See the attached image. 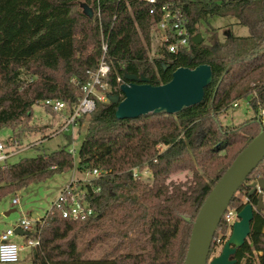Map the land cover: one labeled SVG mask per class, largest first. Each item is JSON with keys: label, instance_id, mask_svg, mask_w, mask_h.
Masks as SVG:
<instances>
[{"label": "trees", "instance_id": "trees-1", "mask_svg": "<svg viewBox=\"0 0 264 264\" xmlns=\"http://www.w3.org/2000/svg\"><path fill=\"white\" fill-rule=\"evenodd\" d=\"M178 6L189 32L212 18L231 17L245 27V37L192 44L187 54L150 60L152 27L145 0H0V130L32 118V107L45 100L72 106L82 94L71 83L88 81L107 41L111 70L109 94L120 96L116 81L124 74L166 84L179 68H211L203 101L175 115L150 113L117 120V106L97 103L86 119L76 170H98L83 184L84 200L94 215L72 221L52 205L36 222L40 246L30 251L31 264H184L193 222L234 159L261 129L264 109V0H159ZM93 11L87 18L81 5ZM99 6L100 16H97ZM125 82V81H124ZM247 100L255 117L237 127L223 126L219 114ZM148 169V180H134L132 170ZM75 169L65 147L48 154L0 165V201L56 174ZM183 175L184 180L175 179ZM264 181V160L232 198L228 209L257 205L250 185ZM264 192V189H263ZM228 211V210H227ZM185 219H189L186 222ZM231 227L222 218L209 256L224 245ZM32 237L36 235L32 234ZM103 249L98 258L86 251ZM236 264H264V215L254 212L250 234L237 249Z\"/></svg>", "mask_w": 264, "mask_h": 264}, {"label": "water", "instance_id": "water-1", "mask_svg": "<svg viewBox=\"0 0 264 264\" xmlns=\"http://www.w3.org/2000/svg\"><path fill=\"white\" fill-rule=\"evenodd\" d=\"M82 12L87 18L93 17V11L86 5H81ZM202 35L192 37L196 46L202 43ZM125 83L120 85L122 97L108 94L110 104L117 106L115 117L117 120L137 119L150 113H166L175 115L183 109L196 106L203 101L204 89L212 79L211 68L208 65H199L193 69L179 67L171 74L166 84L155 85L144 76L124 74ZM264 160V129H261L246 147L237 155L231 166L220 180L214 185L201 206L193 222L184 264H236L234 255L241 248L250 234L254 212L264 210L262 194L257 195V205L246 204L238 213L237 221L231 226L229 237L225 241L218 256L209 261V252L214 235L227 211L229 204L244 185L246 179ZM257 185L264 189V181L252 183L249 197L253 196ZM14 210L5 213L9 216ZM37 220L36 215H32ZM189 222V219H185ZM16 235H23L15 229Z\"/></svg>", "mask_w": 264, "mask_h": 264}, {"label": "rangeland", "instance_id": "rangeland-1", "mask_svg": "<svg viewBox=\"0 0 264 264\" xmlns=\"http://www.w3.org/2000/svg\"><path fill=\"white\" fill-rule=\"evenodd\" d=\"M210 30L217 33L219 41H223L225 36L230 34L240 37L248 35L247 28L237 25L235 19L231 17H215L210 19L207 24L198 26V33L202 35V41L205 43L208 40ZM151 39L148 55L150 60H153L159 55L157 54L158 39L153 34ZM237 103L238 107L219 114L218 120L223 126L237 127L255 117L247 100H240ZM32 113L31 119L19 121L10 129L3 128L0 130V141L13 154L7 163L14 164L65 147L67 152L75 150L73 156L75 169L67 173L56 174L44 182L31 184L27 188L2 199L0 201V235L8 228H13L19 221L30 219L32 215H36L38 219L44 218L71 181L75 182L74 184L79 190L86 183L85 181L89 180L85 174L76 170L78 149L83 139L86 119L74 131L70 129L65 133L58 134L63 119L67 116L66 111L55 114L38 103L32 107ZM175 179L184 180L183 175L176 176ZM13 200H17V203L12 204ZM10 210H14V212L5 216V213ZM228 237L229 235L227 239ZM12 241L18 246L23 247L25 245V239L20 236H13ZM222 247L223 245L215 249L209 256V261L220 254ZM102 251L103 249L99 248L86 251L84 257L98 258L102 255ZM16 264H31L30 251L24 249L20 253L19 262Z\"/></svg>", "mask_w": 264, "mask_h": 264}, {"label": "built area", "instance_id": "built-area-1", "mask_svg": "<svg viewBox=\"0 0 264 264\" xmlns=\"http://www.w3.org/2000/svg\"><path fill=\"white\" fill-rule=\"evenodd\" d=\"M149 5V15H158V21L152 27V34L158 39V51L157 58H163V53H168L173 56L180 54H187L191 51L192 37L187 26V20L184 18L180 8L173 3H160L159 0H145ZM97 16H100L99 6L97 7ZM152 40V39H151ZM164 48V51L162 49ZM108 44L105 39L101 42V57L97 68L94 71H87L88 81L84 84L77 82L75 79L71 80L75 86L80 89L82 94L78 102L72 106L61 100H45L41 104L50 111L58 114L62 111L67 112V116L63 119L62 126L60 127L58 134L65 133L70 129L75 130L79 126V120L84 116L92 114L96 108L97 103H109L107 95L109 94L108 85L106 79L111 70V62L107 56ZM118 83H125L120 77H117ZM121 93V92H120ZM119 97H122L120 94ZM240 101V100H238ZM238 101L232 104L233 108L238 107ZM256 118L260 122V125L264 127V109L260 110L256 115ZM72 158L75 150L68 152ZM13 156L12 152L7 149L4 143L0 141V165H3L7 160ZM85 174L90 182L91 179L97 178L100 175L98 170H92ZM151 173L148 169L139 170L134 168L132 170V178L134 180H148ZM257 182V181H256ZM74 181L63 190L59 198L53 204V206L60 208L61 216L64 219L77 221L85 220L94 215L93 210L88 206L84 200V190L81 188L77 190V186ZM256 194H262V201L264 204V192L258 185L256 187ZM13 204L17 203V200L12 201ZM255 208V206H253ZM223 218L225 222L231 227L234 222L237 221L238 211L234 209H227ZM264 215V210L261 211ZM40 219L33 220H21L13 228H8L4 233L0 235V264H16L20 260V253L24 250H31L40 246L39 231L36 228V222ZM15 229H19L23 232L21 238L25 239V245L18 246L12 241L13 236H19L15 234ZM231 230V229H230ZM36 235V237H32Z\"/></svg>", "mask_w": 264, "mask_h": 264}, {"label": "crops", "instance_id": "crops-1", "mask_svg": "<svg viewBox=\"0 0 264 264\" xmlns=\"http://www.w3.org/2000/svg\"><path fill=\"white\" fill-rule=\"evenodd\" d=\"M11 157H12V156H11ZM11 157H10V158H11ZM10 158H9V159H10ZM12 204H13V203H12Z\"/></svg>", "mask_w": 264, "mask_h": 264}]
</instances>
